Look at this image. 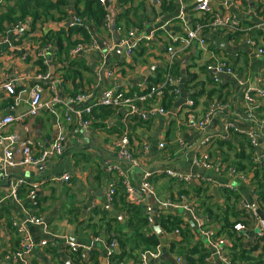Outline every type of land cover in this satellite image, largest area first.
<instances>
[{
    "label": "crops",
    "instance_id": "crops-1",
    "mask_svg": "<svg viewBox=\"0 0 264 264\" xmlns=\"http://www.w3.org/2000/svg\"><path fill=\"white\" fill-rule=\"evenodd\" d=\"M2 1L4 3L0 6V15L5 13L15 2V0ZM49 1L55 3L57 0ZM260 1L247 0L245 4L243 0H239L238 5L230 3L229 9H227L221 0H210V7L214 13L236 14L241 22L254 24L260 19L255 14V5ZM115 2L116 0L106 7L110 21L112 22L114 15H118L130 7L131 12L128 19L134 26L127 31L122 28L119 32L114 30L112 22L110 32H108L84 23L89 28L93 42L99 50L81 52L72 58V49H70L68 58L71 60L83 58L93 70L94 75H99L101 80L96 81L92 75L84 73L81 81L70 80L67 81L65 89L59 87L62 97L64 96L63 98L66 99L68 94L74 93L75 89L82 88L83 90H81L85 91L90 87H96L95 90L112 87L122 91H131L137 88L139 84H143L141 83L142 79L147 80L148 77L153 76L155 68L164 63L163 51L168 45H172L180 51L175 62L178 69L177 78L180 80L178 87L180 94L177 99H173L168 90L162 99V103L166 96L171 97L173 99L171 108L166 110L165 115L157 116L147 122H140L136 118L128 117L124 111L114 109L111 117L95 120L91 117L90 125L85 129L68 124L64 117L65 109L61 105H54L55 115L42 111L36 117L27 116L26 102L29 97L28 94L22 96L23 101L20 103L17 112L13 113L14 116H21V121L7 127L3 131L4 135L16 134L20 139L30 137L35 140L37 144L39 143L33 149L36 157L43 150L47 151L58 132L64 136L63 155L48 160V163L55 167L52 176L47 174L50 165L43 169L18 166L7 169V178L0 181V195L4 196L9 195L11 186L19 179L24 180L25 186L28 187L32 183L38 185L37 190L26 196L25 200L21 202V208L10 199L1 204L2 207L10 202L14 209L13 216H16L20 223L25 222L27 216L22 211V206L27 202L34 203V199L38 197L46 201L41 209L42 212L38 215L42 216L46 231L40 226L25 225L29 239L34 246L31 254L26 257L29 264H72L71 261L74 257L67 246L68 239H73V243L81 248H95L100 255L99 264H103V260H106L104 247L94 243L96 236L86 224L91 219L94 221L98 219L91 213L94 209H99L105 211L109 217H115L120 225L125 227V214L114 211L105 198L110 185H115L118 182L117 171H122L133 187L134 193L131 198L129 197L130 201H146L140 188L145 172L171 169L195 176V182L191 185H179L164 176L156 177L152 183L158 198L166 199L178 194L181 189H202L205 191V196L209 197L208 204L218 210H224L221 192L225 188L232 189L240 195L238 212L242 211L244 206H250L257 210L258 217L264 223V210L260 209L252 194L254 186H249V184L239 180V175L243 174L228 172V166L224 163L220 148L217 146V142L220 140L231 139L230 131L244 136L253 133L260 143V151H264V98L258 103L257 120L250 119L243 101L244 90L241 86L242 83H246L245 86L264 90V57H256L254 50L247 44L246 40L250 37L249 28L244 29L241 26L239 32L230 35L224 34L219 29L208 30L205 31V47L194 43L189 48H184L173 43V39L183 36L185 29L195 27L202 22V19L210 18L211 14L200 16L193 10L192 5L184 3L183 7L182 0H133L130 6L122 7H116ZM69 3L70 5L65 8V12L72 18L74 14L72 0ZM24 19L28 23V28L22 30L21 33L16 35L13 32H8L9 27H6V23L4 24V31H0V35L7 32L10 39L9 47L7 45L0 46V86L7 82H13L15 90H22L32 82V76L42 72L43 64L41 65L39 62L43 63L45 60L47 71L54 72V81L51 82L58 88V84L60 85L58 69L61 68L59 65L63 62V65H67V63L65 60L57 63L55 55H50L49 51L42 60L37 59L36 42L48 30L57 31L61 27H65L66 22L51 21L45 26L37 25L34 30L28 32L33 20L30 17ZM15 23H9V25ZM132 29L139 31L138 38L149 37L147 45H143L146 53L138 57L136 61L133 62L132 60L134 66L121 71L120 76L113 75L108 80L103 79L102 76L105 72L112 71L127 61L124 56V48L120 46V43L126 33ZM240 32L243 33L239 34ZM251 37L260 40L259 36L253 35ZM74 38L78 40L80 36L75 35ZM105 45L110 47L106 52H104V49L106 50ZM141 48L142 46L139 49ZM23 56L26 58L23 59ZM134 57H136L135 54ZM214 59L225 61L233 68L235 75H221V82L214 84L212 81L213 73L207 69L214 66L212 64ZM149 72L150 74L146 75ZM43 89L42 97L44 101H49L52 96L51 92L48 88ZM211 91L212 94L208 97ZM190 96L195 97L191 114L197 119H201L209 105L222 107L203 129L191 128L187 125L188 114L184 109V102L191 98ZM12 100V97H7L3 92H0V116L11 114L7 108ZM3 104L5 105L3 106ZM24 127L28 129V132L24 131ZM124 131L128 132L130 150L137 159L138 165L131 164L130 166L126 161H121L116 157L115 148L112 146L113 140ZM160 143H163L161 149L159 148ZM143 144L148 146V151L145 157L139 159ZM201 153H205L209 157L211 163L214 164L213 168L204 169L192 164L193 157ZM80 155L88 157L89 162H85ZM97 172L101 173L99 181L94 179ZM65 175L70 177L67 183L60 181V178ZM249 176L245 177L248 178ZM189 197L195 206L200 201L191 195ZM178 215L191 229L193 238L190 245L193 246L199 241L205 247L206 240L199 235L191 217L181 212ZM77 222L85 223L79 226ZM255 226L256 223L253 221L251 228L255 230L249 231L247 236H244L242 248L249 249L258 246L253 255L256 258H261L264 244H260L256 240L255 233L259 226ZM218 228V225L211 226V230L215 232ZM10 230L5 226L4 221H0L1 250L11 249L14 235ZM161 232L164 240L159 245L162 255L160 264H176L178 258L182 261V257L177 253L170 254L168 242L172 240L169 239L168 234L162 230ZM98 236L105 240L103 234ZM178 240L179 238L175 239V241ZM41 241H47L48 246L39 247ZM90 256L91 253L87 259L88 264H93L90 261ZM0 264H5V261L0 259ZM16 264L21 263L17 261ZM211 264H222V262L214 257Z\"/></svg>",
    "mask_w": 264,
    "mask_h": 264
},
{
    "label": "built area",
    "instance_id": "built-area-1",
    "mask_svg": "<svg viewBox=\"0 0 264 264\" xmlns=\"http://www.w3.org/2000/svg\"><path fill=\"white\" fill-rule=\"evenodd\" d=\"M114 0H99V2L107 7ZM183 7L184 3L192 5L193 10L198 13L200 16H206L211 14L210 18L202 19V22L196 25L193 28L185 29L183 36L173 39V43L179 44L181 47L189 48L190 46L200 45L201 47L206 46V32L208 30H221L224 34L230 35L241 30V21L236 14H226V13H214L210 7V0H182ZM224 6L229 9L230 3L238 5L239 0H221ZM4 2L0 0V6ZM182 8V7H181ZM183 9V8H182ZM74 22L71 26L76 24H81V22L75 17L71 18ZM26 20V19H25ZM18 21L15 24H7L8 32H13V34H19L22 30L28 28V23L26 21ZM111 21L109 16L106 17L103 30L110 32ZM65 24V23H64ZM122 29H118L120 32ZM249 31L254 30L255 32L260 33L259 39L256 40L252 37H249L246 42L251 49L254 50V55L256 57H264V20L261 18L258 22L254 23L252 28L248 29ZM29 32V30H28ZM139 31L137 29H132L126 33L124 39L121 41L120 46L124 48V56L127 58V61L124 62L123 67H116L112 71H107L103 74V79H110L113 75L120 76L121 72L129 67H133L132 64L134 53L139 50L143 45H147L149 37L138 38ZM36 57L37 59H43L46 53L50 55H55L53 46L50 44H41L36 42ZM7 45L10 46V39L7 36V32H4L0 35V46ZM106 50L108 51L110 47L105 45ZM98 46L93 42L90 45L80 43L72 48V58H75L81 52L89 51H98ZM180 51L174 48L172 45H168L164 48L163 55L165 56L164 64L168 68V72L164 75V80L159 83H149L144 78L141 80V83L136 88V91H122L119 88L104 87L99 90H95L96 87L92 89H87L81 93H78L74 97H68L64 99L58 88L53 85L51 81L53 80V73L42 71L32 76V82L27 84L25 88L19 91L15 90V85L13 82H7L0 86V92H3L7 97H12V102L7 108L8 112L11 114H5L0 116V181L6 179V170L14 167H24L31 166L36 167L42 165L43 168L46 167L48 160L53 157H61L63 155V143L64 136L61 133H57L53 141L50 143L47 151H42L39 156H34L33 149L36 147V141L32 140L30 137H25L20 139L16 134L4 135L3 131L13 125L18 124L21 121V116H14L13 113L17 112L20 103L23 101L22 96L28 94L27 103V112L26 115L33 118L39 115L40 112L45 111L49 112L52 115H55L54 105H61L65 109V120L68 124H73L79 128H88L91 122L90 118H87L91 115L92 109L95 106H106L113 109H119L126 113L128 117L136 118L140 122H147L151 119H154L157 116H162L166 114V109L162 105V99L165 96L166 90L169 87H174L169 90V95L173 99H177L180 90H179V78H174L173 75L169 72L173 69L175 62L178 58ZM26 57L23 56V59ZM64 63V62H63ZM63 63L59 67L64 66ZM43 66H46L45 60H43ZM212 64L207 69L213 73L212 81L214 84H219L221 82V75L233 76L235 75L233 68L228 65L225 61L213 60ZM96 81L101 80L99 75H96ZM60 83V80H59ZM246 84V83H245ZM245 84L243 86V101L246 105L247 114L252 120H257V110L259 108L258 103L264 98V90L254 89ZM43 88H48L51 92V99L49 101H44L42 95L44 92ZM61 88V87H60ZM19 91V92H18ZM194 107V102L191 98H188L184 102V109L186 110L187 125L191 128L203 129L205 128L211 119L213 118L216 112L221 110L220 105H209L204 111L201 119H197L192 113ZM219 110V111H218ZM264 124V121H263ZM24 131L28 132V129L24 127ZM244 136V135H243ZM247 140L253 151L252 161L256 164H264V151H260V143L257 137L253 133L247 134ZM39 143L37 144V146ZM112 146L115 148L116 157L121 161L131 162L133 165H138L137 159L134 157L130 150V142L128 132L124 131L119 137L113 140ZM159 148H163V143L159 144ZM148 151V146L143 144L140 150L141 159L145 157ZM18 158V159H17ZM192 164L196 167H202L204 169L213 168L214 164L211 163L209 157L205 153H201L198 156H194ZM117 170V169H116ZM228 172L231 173L233 170L228 167ZM118 182L124 188L129 197L134 193L133 187L125 177V174L122 171H117ZM164 176L169 180L176 182L179 185H191L195 182V176H192L189 173L180 172L177 170L165 169V170H155L152 172H145L140 184L141 191L146 198V201L139 200L135 202L136 205H144V212L148 225L154 228V225H157V221L161 218V215H165L167 212L172 213H186L191 217V220L196 225L199 235L204 237L206 244L204 245L208 251V256L205 258L204 264H211V261L214 257L219 259L222 264H245V263H232L231 257L229 256V248L232 246V239L228 236H216L217 232L212 231L211 220L206 217L198 214L195 210V205L190 200L189 196L186 195H173L169 196L166 199H160L157 197L153 185V179L156 177ZM69 176L65 175L60 178L61 182L67 183L69 181ZM239 180L243 183L254 186L255 185L249 182V179L243 175H239ZM26 182L22 179L16 181L12 186L8 196L0 195V206L1 204L10 199L16 206L19 205L21 208V202L17 198L16 193L25 186ZM38 185L32 183L29 187L30 193L33 194L37 190ZM252 188V194L254 199L257 200L256 193ZM114 195V185H110L108 188L105 198L108 203L112 201ZM30 197V196H29ZM7 202V201H6ZM151 203L150 205H148ZM34 204V203H32ZM264 210V209H262ZM22 211L26 213L25 222L20 223L16 216H13L12 219V228L15 230V236L19 239L18 250L12 252L11 249L1 250L0 249V259L5 261V264H16L19 261L21 264H29L26 260L32 250L34 249L33 244L31 243L27 230L25 228L26 224L36 225L43 228L46 231V225L43 221L42 216L31 214L30 210L24 209L22 206ZM242 211L245 214V217L242 221H238L233 226V232L235 234H241L247 236L249 231L255 230L251 228L253 226V221L256 223V226H259V229L255 233L256 240L260 244H264V225L262 220L258 217L257 210L252 209L250 206H244ZM184 225L187 223L182 219ZM184 225L181 224V228H184ZM255 226V227H256ZM154 231V230H153ZM152 231V232H153ZM155 232V231H154ZM169 239L175 240L180 239L179 230H175L172 233L167 235ZM94 243L101 244L105 250L106 263L105 264H115L109 263L107 257L111 254L112 249H116L117 245L115 242L106 244L105 240L101 236H96ZM47 241H41L39 247L43 248L48 246ZM67 246L70 252H79L77 258H72V264H88L87 259L89 258V253L91 252V247L81 248L74 243L67 241ZM230 257V258H229ZM264 259V255L261 257ZM162 255L160 251V246L155 250H147L141 252L138 256L137 262H125L120 264H160V262H155L156 260H161ZM176 264H183L181 259L176 260Z\"/></svg>",
    "mask_w": 264,
    "mask_h": 264
},
{
    "label": "trees",
    "instance_id": "trees-1",
    "mask_svg": "<svg viewBox=\"0 0 264 264\" xmlns=\"http://www.w3.org/2000/svg\"><path fill=\"white\" fill-rule=\"evenodd\" d=\"M71 0H57L52 3L49 0H15L13 6L7 9V11L0 15V31L3 32L5 25L9 23H15L18 21L23 22L25 17H30L33 23L30 26L29 32L34 30L37 25L45 26L48 22H66L71 19L70 15H67L65 8H68ZM133 0H116L115 6H130ZM246 4L247 0H243ZM72 7L74 10L73 16H75L81 24H76L68 28L61 27L57 31L48 30L43 36L38 39L41 44H51L53 46L55 60L57 63H61L65 60L67 65L58 69L60 87L66 88L67 81H81L83 74L87 73L96 79L93 70L89 67V64L82 58H76L71 60L68 58V52L77 44L84 43L90 44L93 39L89 33V28L84 24L88 23L96 29H102L105 19L108 16V11L99 0H72ZM131 8L118 15H114L112 18L114 30L124 28L126 31L130 27L134 26L131 20L128 19ZM255 14L264 20V0L256 3ZM241 26L244 29L252 28L253 24L249 22H241ZM243 32H240L241 34ZM250 37L256 35L258 37L260 33L251 30L248 32ZM75 35H79L80 38L76 40ZM144 45V43H143ZM137 50L133 58L136 61L138 57H141L146 53V49L143 47ZM39 64L42 65L40 61ZM122 65H120V68ZM42 71H46V67L42 65ZM119 67V66H118ZM131 68V67H129ZM123 71V70H122ZM121 72V71H120ZM168 72V68L163 63L158 65L154 70V75L147 78V82L159 83L164 80V75ZM174 78L178 76L177 65L173 66V69L169 71ZM89 86V84H88ZM174 87H169L168 90ZM82 88L75 89L73 94H68V97H74L78 93L83 92ZM92 89V87L88 88ZM166 90V92H168ZM131 91H136V88ZM212 94L209 92L208 97ZM193 99L195 97L190 96ZM173 99L166 96L162 105L166 110L171 108ZM5 104H3L4 106ZM113 108L106 106H95L92 109V113L87 118H108L112 116ZM231 139H222L217 142V146L220 148V154L226 165L233 170L234 173H240L244 176L250 175L249 182L255 185V193L257 196V204L260 209H264V164H256L252 161L253 151L249 145L247 137L239 135L233 131H230ZM233 154V155H231ZM79 155V154H78ZM85 162H89L88 157L80 155ZM101 173L97 172L95 180H100ZM202 189L184 190L181 189L178 195L193 196L198 201L195 206V210L198 214L211 220L210 227L218 225L216 236H228L232 239V246L229 248V255L232 263H245V264H264V259L254 257L253 253L257 248H242V240L244 236L241 234H235L233 232V226L236 222L242 221L245 217L243 211L238 212L237 207L240 201V195L235 190L223 189L221 194L224 200V210H218L217 208L208 204L209 197L205 196V191ZM30 193L28 186H23L17 193V198L24 201L26 196ZM201 194H204L203 196ZM46 201L43 198L34 199V204L26 203L24 209L30 210L31 214L39 215L41 209ZM149 203L148 205H150ZM112 209L118 213H124L126 216L125 227L120 225V222L115 217H109L105 211L94 209L91 213L93 216L98 217L96 221L93 219L87 221L86 226L92 229L93 234L98 236L103 234L105 242L109 245L115 242L117 247L112 249L111 254L107 257L109 263H125V262H137L138 256L141 252L147 250H155L162 244L160 237L151 229L148 225L146 215L144 212V205H136L135 202L128 200V195L119 182L114 185V195L110 202ZM13 206L10 202L6 203V206H0V221H4L5 226L11 229V233L14 235L11 251L18 250L19 239L15 236V230L12 228L13 219ZM159 228L165 233L169 234L175 230H179L180 239L178 241L172 240L168 242L170 254L177 253L182 257L183 264H204L205 258L208 256V251L203 247L199 241L193 246L190 245L193 238L191 229L188 225H184L182 217L177 213L167 212L165 215H161V218L157 221ZM220 222V224H218ZM85 222H77V225L82 226ZM181 224L184 228H181ZM126 228V230H125ZM153 231V232H152ZM90 261L93 264L100 263V255L94 248L91 250ZM264 255V247L262 248ZM74 258H77L79 252L72 253Z\"/></svg>",
    "mask_w": 264,
    "mask_h": 264
},
{
    "label": "water",
    "instance_id": "water-1",
    "mask_svg": "<svg viewBox=\"0 0 264 264\" xmlns=\"http://www.w3.org/2000/svg\"><path fill=\"white\" fill-rule=\"evenodd\" d=\"M73 22H74V21L71 19L68 23L65 24V28L70 27L71 24H72ZM149 74H150V72H149L148 74H146V75H149ZM127 164L131 166V163H130V162H127ZM46 165H47V166L50 165V169H49V171L47 172V174H48L49 176H52L53 172L55 171V167L52 166L50 163H47ZM36 169H43V166H42V165H38V166H36ZM263 225H264V223H263ZM153 230H154L155 233L161 238V240H164V236H163L161 230L159 229V227H158L157 225H154ZM68 242L73 243L74 240H73V239H68ZM155 262H160V260H156ZM102 263L105 264V263H106V260H103Z\"/></svg>",
    "mask_w": 264,
    "mask_h": 264
},
{
    "label": "rangeland",
    "instance_id": "rangeland-1",
    "mask_svg": "<svg viewBox=\"0 0 264 264\" xmlns=\"http://www.w3.org/2000/svg\"><path fill=\"white\" fill-rule=\"evenodd\" d=\"M231 155H233V154H231Z\"/></svg>",
    "mask_w": 264,
    "mask_h": 264
}]
</instances>
